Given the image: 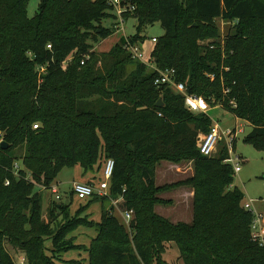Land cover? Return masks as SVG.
<instances>
[{
	"label": "trees",
	"instance_id": "16d2710c",
	"mask_svg": "<svg viewBox=\"0 0 264 264\" xmlns=\"http://www.w3.org/2000/svg\"><path fill=\"white\" fill-rule=\"evenodd\" d=\"M29 4L0 0V140L9 146H0V264H16L7 243L28 264H57L76 248L65 241L59 215L51 210L45 222L36 188L54 186L65 168L98 173L109 159L115 170L109 196L96 198L103 221L90 264H166L172 243L184 264H264V248L252 238L254 215L226 163L229 147L221 144L214 157L200 152L211 118L188 110L182 94L157 87L159 73L125 48L144 43L142 32L161 23L156 68L175 69L188 94L249 124L246 143L264 151V0H125L136 7L124 18L136 19L137 35L102 55L95 46L118 32L117 24L105 26L117 20L107 0H42L35 18ZM218 20L232 24L225 38ZM163 161H193L194 176L158 187ZM180 187L194 191L191 224L157 212L171 204L161 195ZM112 199L134 213L129 226Z\"/></svg>",
	"mask_w": 264,
	"mask_h": 264
},
{
	"label": "rangeland",
	"instance_id": "374dc122",
	"mask_svg": "<svg viewBox=\"0 0 264 264\" xmlns=\"http://www.w3.org/2000/svg\"><path fill=\"white\" fill-rule=\"evenodd\" d=\"M41 1L42 0H30L28 9L30 18H35L37 16ZM116 23V19H111L105 22V26L109 28ZM218 25L221 29L223 38L227 37L232 24L218 20ZM136 35L137 21L133 17L126 20L123 29L118 31L113 37L101 41L100 44L96 45L94 51L97 52L98 55L107 54L120 42L121 39L127 40ZM164 35L165 30L161 23H157L142 32V37L145 38V42L140 44V47L144 53L146 62L153 60V52L156 46L153 43V39H161ZM199 44L202 43L199 42ZM208 116L211 118L213 125H220L223 132L238 128L236 145L233 147V158L242 170L239 174L235 175L234 186L238 187L245 194L244 204L253 203L254 213L256 215H264V151L246 143V139L252 132L253 128L249 124L237 120L233 114L219 106L211 109ZM205 136L206 135H204L203 139ZM222 142V145H227L225 139H223ZM219 149L220 146L216 155H218L220 151ZM80 170L81 167L65 168L57 177L54 185L59 189L61 197L60 201H57L56 196H53L49 191H42L39 188H36V192H41L43 195L42 215L45 218V222H49L48 215H50L51 210L54 211L57 216L59 215L58 222L60 228H67L65 241L72 242L76 247L60 254L56 259L57 264H90L91 246L94 240L98 238V225L103 221V204L101 200L95 198L83 201L75 195L72 196L74 181L84 180L82 176H78ZM193 176V161H184L182 163L163 161L158 167L157 185L182 184L186 183ZM102 181H104V175L101 172L98 173L95 182L100 185ZM191 190L192 189L189 187H180L162 194L161 198L166 201H171V204L164 206L165 209L162 211L159 209L158 213L162 214L164 218L165 216H168L177 222L178 220L188 222L190 220V213H194L193 204L190 202L188 194ZM111 201L116 208V215L118 218L129 226L134 220V216L131 222H127L124 213L125 211L122 207L124 200L112 199ZM62 206L68 207L66 214L61 212L62 210L60 207ZM173 217L175 218L173 219ZM179 223L184 222H178L177 224ZM47 246L50 249H53L50 242L47 243ZM7 250L14 257L16 264H28L27 257L22 251L17 250L8 243ZM48 254L54 255L52 250H50ZM164 259L166 264H180L178 254H176L174 250H170L169 255L166 254Z\"/></svg>",
	"mask_w": 264,
	"mask_h": 264
},
{
	"label": "built area",
	"instance_id": "2783aa9c",
	"mask_svg": "<svg viewBox=\"0 0 264 264\" xmlns=\"http://www.w3.org/2000/svg\"><path fill=\"white\" fill-rule=\"evenodd\" d=\"M96 1V0H95ZM108 3L114 8V15L117 17V30L123 29L125 23V15L127 13H134L136 7L132 4H125V0H107ZM153 43L157 44L158 39L154 38ZM126 50L133 56L135 60L141 61L153 70H156L159 74L155 81V85L159 88L169 87L173 89L176 93L182 94L186 100V107L194 114H206L208 115L211 109V105L203 98L196 95H190L187 93L186 86L177 81V72L175 69L159 70L156 68L152 61L146 62L144 58V53L141 50L139 44H132L130 41L127 42L125 46ZM51 49V46H49ZM90 60L89 57L83 58L81 65L86 66L87 62ZM41 73L45 72V68L40 69ZM212 80L215 79L214 76H210ZM228 93V92H227ZM235 102H232L234 105ZM221 107V106H219ZM222 108V107H221ZM34 130H39V125L34 126ZM238 128L223 132L220 125H213L209 134L205 136L203 144L200 148V152L205 157H214L217 154L218 148L223 139L226 140L227 146L229 147V160L226 163L231 164L234 168V173L239 174L241 172V167L236 163L233 158V145L237 140ZM4 143L3 139L0 140V146ZM16 170H19V166L16 165ZM115 170V162L109 159L105 164L104 169V181L100 183L99 186L86 184V183H74L73 193L80 200L86 201L89 199H103L109 196L110 181L113 177ZM10 182H7V186ZM46 190V188H43ZM53 196H56L57 201L61 200L59 189L57 186H52L47 189ZM246 211L254 215V222L252 225V238L253 241L258 243L262 248H264V215H256L253 211V203H248L244 205ZM133 212H126L125 218L127 222H131L133 219ZM25 264V263H23Z\"/></svg>",
	"mask_w": 264,
	"mask_h": 264
},
{
	"label": "crops",
	"instance_id": "0c3cea01",
	"mask_svg": "<svg viewBox=\"0 0 264 264\" xmlns=\"http://www.w3.org/2000/svg\"><path fill=\"white\" fill-rule=\"evenodd\" d=\"M104 169H105V167L103 166V168L101 169V171H99L98 173H101V172H102V174L104 175ZM98 173H95V174H87V175H86V174L84 173L83 169L81 168V170L79 171V175H78V176H82V177L84 178V180H79V181L75 180L74 183H86V184H91V185L98 186L99 184H97V183L95 182V179H97V175H98ZM166 178H167V177H166ZM166 185H169V184H166ZM166 185H163V186H166ZM163 186H158V187H163ZM72 193H73V190H72ZM188 194H189L190 202H192V204H193L194 191L191 190ZM244 205H245V204H244ZM159 209H160V211H162V210L165 209V208H164V206H162V207H158V208H157V212L159 211ZM158 214H160V213H158ZM160 215H162V214H160ZM162 216H163V215H162ZM186 217H187V216H186ZM186 217H185V218H186ZM165 218L169 219L172 223H175V224H177L178 222H184V223H187V224H191L192 221H193V218H194V214H193V212L190 213V220H189L188 222L181 221V220H178V222H177V221H175V220H172V218H169L168 216H165ZM174 218H175V217H173V219H174ZM167 248H168V247H167ZM170 250H171V251L174 250V251L176 252V254H178V260H179V263H180V264H184V262L180 259V251H179V248L177 247V245H176L175 243H172L171 245H169V248L167 249V253H166V254L169 255Z\"/></svg>",
	"mask_w": 264,
	"mask_h": 264
},
{
	"label": "water",
	"instance_id": "95a60500",
	"mask_svg": "<svg viewBox=\"0 0 264 264\" xmlns=\"http://www.w3.org/2000/svg\"><path fill=\"white\" fill-rule=\"evenodd\" d=\"M157 107H158V108H164L165 105H164L163 101H159V103L157 104ZM2 146H3V148H4L5 150L9 148L8 144L5 143V142L2 144Z\"/></svg>",
	"mask_w": 264,
	"mask_h": 264
}]
</instances>
